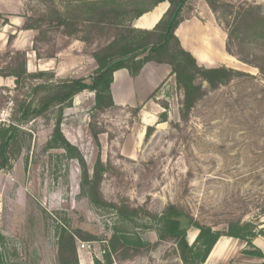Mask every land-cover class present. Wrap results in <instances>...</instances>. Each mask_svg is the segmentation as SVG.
<instances>
[{
    "label": "rangeland",
    "instance_id": "obj_1",
    "mask_svg": "<svg viewBox=\"0 0 264 264\" xmlns=\"http://www.w3.org/2000/svg\"><path fill=\"white\" fill-rule=\"evenodd\" d=\"M62 3L56 0L60 12ZM46 4L0 0V70L6 71L10 59L17 62L14 52H19L26 54L30 73L58 72V80L92 76L97 66L91 53L106 39L101 33L88 34L85 24L70 37L43 22L37 23L39 31L22 29L47 13ZM251 7H264V0H188L181 17L201 27L211 23L228 55L226 27ZM84 36L87 43L81 41ZM231 49L249 56L243 46ZM242 65L205 67L224 66L245 75L214 90L201 82L204 96L186 121L179 117L182 92L173 79L135 109L99 110L95 95L84 91L61 112L50 110L25 125L15 149L8 150L9 168L0 170L3 264H59L62 232L77 236L76 249L79 243L91 244L95 252L90 253L93 258L96 253L100 264L114 234L118 241L112 264H181L173 243L157 236L158 219L169 205L213 230H224L229 221L254 222L264 208V79L257 69ZM1 88L6 91L0 92V124H5L13 108V79L0 77ZM162 114L165 123L160 122ZM58 118L62 136L76 149L89 177L100 159L99 193L106 205L95 206L82 191V164L48 145ZM257 221L264 227V217ZM86 237L93 240L82 241ZM195 237L189 229V245ZM220 240L205 264H264L249 256L252 249L243 243ZM254 241L264 256V238Z\"/></svg>",
    "mask_w": 264,
    "mask_h": 264
},
{
    "label": "trees",
    "instance_id": "obj_2",
    "mask_svg": "<svg viewBox=\"0 0 264 264\" xmlns=\"http://www.w3.org/2000/svg\"><path fill=\"white\" fill-rule=\"evenodd\" d=\"M47 5V13L41 15L34 25L24 23L23 30L39 31L38 22L47 23L49 27L63 29V35L70 37L81 33L78 25L85 24L88 34L101 33L106 37L104 44L99 45L91 57L96 63L92 76L88 78H67L58 80L50 72L26 69V54L14 52L17 62L8 63L6 71L0 70L1 78L13 79L14 96L10 99L13 108L8 122L0 124V170L9 168L8 150L15 149L18 136L24 126L47 112L57 109L60 112L73 98L89 91L95 95L96 108L114 107L110 96L112 75L115 71L125 69L135 77L146 63L166 64L171 68L175 85L182 92L179 117L186 121L190 111L204 96L201 82L214 90L227 84L236 77L244 76L242 72L227 67L205 68L198 66L194 57L185 51L175 36V30L183 21L181 13L188 0H62L64 12L56 7V0H42ZM168 3V9L151 30H140L132 27L133 22L142 15L152 11L160 3ZM147 3V4H146ZM172 16H174L171 21ZM7 25V23H6ZM225 51L238 62L255 68L264 79V7L246 8L237 13L234 22L227 25ZM107 31L108 35L104 33ZM82 42L89 39L84 36ZM8 44V43H7ZM243 46L249 56L233 53L232 47ZM258 47V50L253 48ZM11 52H7L5 55ZM6 91L1 88L0 92ZM157 90L150 96H154ZM3 97V96H2ZM2 99V98H1ZM0 99V104L3 100ZM160 122H166V115L160 116ZM151 128L147 129V134ZM48 145L67 152L72 159H82L76 149L61 134L60 118L53 127ZM16 147L14 153H18ZM13 153V154H14ZM103 166L98 158L91 177L84 169L81 189L95 206L106 205L99 193ZM110 206V205H109ZM113 207V206H111ZM115 211L118 209L114 208ZM264 217V208L260 210L254 222L229 221L224 230H213L202 225L175 205L167 206L158 219L157 236L159 241L171 242L175 246L181 264H205L211 250L221 237L239 241L250 247L249 256L264 260L262 252L253 245V240L264 238V227L258 219ZM192 229L196 237L192 245L188 244L187 231ZM76 235L62 232L58 240L59 264H78L76 255ZM82 241H92L90 237ZM116 235L109 241L108 254L103 257L104 264H112L111 252L115 253ZM95 264H99L97 260ZM0 264H3L0 256Z\"/></svg>",
    "mask_w": 264,
    "mask_h": 264
},
{
    "label": "crops",
    "instance_id": "obj_3",
    "mask_svg": "<svg viewBox=\"0 0 264 264\" xmlns=\"http://www.w3.org/2000/svg\"><path fill=\"white\" fill-rule=\"evenodd\" d=\"M161 4L163 3H160L159 5ZM167 9H168V3L165 6L161 15L158 17V19L153 25H150L148 27L145 25H139L138 22L135 20L133 22L132 27L135 29L148 30V31L153 29V27L158 23L161 17L165 14ZM152 11L142 16L148 15ZM205 27L202 28L199 25V23H197L195 20H185V21H182L177 27V29L175 30V36L178 39L179 43H181L180 44L181 47L185 51L189 52L194 57L197 63L201 64L202 66L204 65L205 67H212L213 65H211L210 60H207L204 57L197 58L196 57L197 55H195L192 45L188 41V39L187 38L185 39L186 41V44H185L183 41L184 38L181 39V37L178 34L180 29H182L183 34L185 33L187 34L191 31H194L196 28L204 29ZM184 31L186 32L184 33ZM222 54L223 56L226 57V59H230V58L232 59V57L226 55L225 53H222ZM220 62L221 64L227 66L225 62H223L222 60L218 61V63ZM54 73H57V74H54ZM54 73L53 74L55 76L59 74L58 72H54ZM170 74H171L170 66L166 64H157L153 62L146 63L135 77H131L128 71L125 69H120V70L115 71L112 75V83L110 85V96H111L113 106L120 107V108H129V109H135L138 106H142L147 101L148 97H150L156 90L158 92L162 87L166 85L167 82L172 83L174 78ZM220 239L217 241V243L213 247V250H211L212 251L210 252L211 255H213V253H215L217 248H219L220 245L222 244V241ZM253 245H256V247H259L257 246L255 241L253 242ZM76 255H77L78 264H95L94 263L95 260H97L98 262L100 261L96 258H93V256L85 250L76 251Z\"/></svg>",
    "mask_w": 264,
    "mask_h": 264
},
{
    "label": "bare ground",
    "instance_id": "obj_4",
    "mask_svg": "<svg viewBox=\"0 0 264 264\" xmlns=\"http://www.w3.org/2000/svg\"><path fill=\"white\" fill-rule=\"evenodd\" d=\"M166 5V2L158 5L150 14L141 16V18L136 21L139 25H145L147 27L153 25L163 12ZM185 32L186 31H184V33ZM178 34L181 39L184 38L183 41L185 44V39H188L192 45L195 55H197V58L204 57L205 59L210 60L211 65H214L219 60H222L227 66L231 68L239 69L240 67H243V65L240 62L234 60V58L226 59V57L223 56L221 49V34L213 28L211 23L207 24L204 29L196 28L194 31H191L187 34L185 33L186 35L183 34L182 29H180Z\"/></svg>",
    "mask_w": 264,
    "mask_h": 264
},
{
    "label": "built area",
    "instance_id": "obj_5",
    "mask_svg": "<svg viewBox=\"0 0 264 264\" xmlns=\"http://www.w3.org/2000/svg\"><path fill=\"white\" fill-rule=\"evenodd\" d=\"M82 250H85L88 253H90V251L95 252L94 249L92 248L91 244H89V243H79V246H77L76 251H82ZM101 254H104V252L100 253V255ZM95 258L98 259V256L96 255V253H95Z\"/></svg>",
    "mask_w": 264,
    "mask_h": 264
},
{
    "label": "water",
    "instance_id": "obj_6",
    "mask_svg": "<svg viewBox=\"0 0 264 264\" xmlns=\"http://www.w3.org/2000/svg\"><path fill=\"white\" fill-rule=\"evenodd\" d=\"M174 16H172L171 21L173 20Z\"/></svg>",
    "mask_w": 264,
    "mask_h": 264
}]
</instances>
